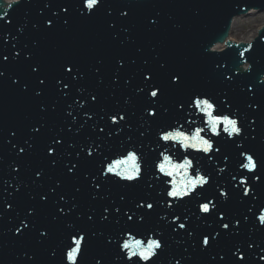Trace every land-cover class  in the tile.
Masks as SVG:
<instances>
[{
  "label": "water",
  "instance_id": "obj_1",
  "mask_svg": "<svg viewBox=\"0 0 264 264\" xmlns=\"http://www.w3.org/2000/svg\"><path fill=\"white\" fill-rule=\"evenodd\" d=\"M251 8L264 9V0H103L91 16L81 0H0V57L8 56L0 63V264H69L67 251L81 234L86 243L77 264H132L119 248L129 238L141 239L143 246L150 238L162 243L147 264H264V226L257 219L264 210V28L249 46L226 41L231 19ZM263 24L264 12L250 10L234 18L227 39L248 43ZM214 43L226 49L212 53ZM220 44L212 51L222 50ZM245 62L250 64L246 71L241 68ZM73 64L83 79L63 73L64 66ZM170 72L183 77L180 87H169ZM149 73L155 79L145 82L143 75ZM62 75L69 83L65 94L57 91ZM37 77L46 78L39 97L34 95L40 87ZM146 83L161 85L163 92L151 109L150 97L138 91ZM23 85L28 86L25 92ZM197 98L215 105L214 116L238 120L242 131L232 139L222 124L219 136L201 133L219 152L181 151L179 143L159 139L174 129L191 135L205 127L204 114L190 104ZM146 109L158 115L147 116ZM118 114L125 120L113 124L110 117L118 119ZM53 137L61 143L52 144ZM48 145L54 149L52 157L47 156ZM21 148L24 152L17 155ZM89 149L92 157L87 156ZM129 151L140 158L139 180L106 173ZM162 152L175 162L188 156L192 175L199 169L209 182L182 199L169 198L171 177L156 167ZM249 154L257 162L255 173L241 167ZM73 163L77 168L69 175L66 166ZM37 171L42 173L39 179ZM246 187L251 189L247 197ZM208 200L216 207L202 213L200 204ZM144 201L154 210L136 207ZM30 209L32 217L27 215ZM23 223L29 224L24 235H14ZM181 223L185 228L178 227ZM44 230L46 237H41ZM204 236L215 239L202 251Z\"/></svg>",
  "mask_w": 264,
  "mask_h": 264
},
{
  "label": "snow or ice",
  "instance_id": "obj_2",
  "mask_svg": "<svg viewBox=\"0 0 264 264\" xmlns=\"http://www.w3.org/2000/svg\"><path fill=\"white\" fill-rule=\"evenodd\" d=\"M102 2H103V0H81V7L84 8V9H87V14L89 16H91V15H95V12L98 11V8L102 4ZM68 10L69 9L67 7H63L62 8V11H64L65 13H67ZM109 15H110V13H109ZM120 15L124 16V17H127L128 13L124 12V11H121ZM0 19H3V17H0ZM64 22H65V24H67L68 20L66 19ZM151 23L153 25H155V24L158 23V21L157 20H151ZM46 26H47L48 29L53 28L54 27L53 21L51 19H49L46 22ZM110 27H114V25H110ZM125 31H127V29H125ZM246 51H247V49H246ZM240 55L243 56L244 53L241 52ZM15 57L16 58L19 57V53L18 52L15 53ZM28 58H29L28 56L25 57V59H28ZM7 60H8V56L0 57V63H2L4 61H7ZM119 67L120 68L124 67V63H123L122 59L119 61ZM74 68L76 69L75 73L73 71ZM160 68H161V70H164L165 69V65L161 64ZM32 72L36 73L37 72V68L33 67L32 68ZM79 72H80V70L77 68V66L75 64H73L71 67H68V66H64L63 67V73L67 74L68 79H76L77 76H80V79H83V76L79 75ZM168 75L170 76L169 87H172V86L180 87L182 85L183 77L180 75V73H178V72H176V73L170 72ZM3 76H4V73L0 72V77H3ZM37 79H38V85L40 87H39L38 90L34 91V95L39 97V96H41L42 91L44 89L45 79L46 78L45 79H40L39 77H37ZM68 79H64L63 75L59 79H57L56 84H57V91L58 92H60L62 94H65L64 93V89H67L69 87ZM154 79H155V77L151 73L143 75V80L145 82H150V81H153ZM62 81L64 83H63V87L61 88L60 84H61ZM12 83L16 84V80L14 79L12 81ZM27 87H28L27 85H23L22 91L25 92L27 90ZM138 91L146 94L145 95L146 98L150 97V99H148V109H151L153 107V105L159 104L160 103V98L163 95L162 87L159 84H147L146 83V86L144 88H139ZM158 92L161 93V95L158 96ZM91 99L94 102L96 100V95L92 94ZM199 103H200V101L198 99L190 100V104H192V105L195 104V106H197V107L199 106ZM181 106H183V105H181ZM81 107H83V105H81ZM40 110L41 111H45V108L42 106ZM146 114H147V116H150V117H153V118L156 115H158L156 111L147 110V109H146ZM68 115H71V113H68ZM217 117H219V116H217ZM89 118H91V117H89ZM110 119H111V122L113 124H118V121H124L125 120V116L123 114H118V119H117V116H111ZM40 127L42 128L43 125H41ZM32 131L35 132V133H39L40 129L33 127ZM101 131H103V129H101ZM238 131L241 134L242 130H241L240 127H239ZM201 133H200V135H201ZM13 135H15V134L13 133ZM239 135H237V136H239ZM159 139L164 141V142H168L169 141L166 138L159 137ZM25 143H27V141ZM59 143H61L60 139H57L55 137L52 138V144H59ZM29 147H31V145H29ZM47 147H48L47 156L48 157H52L54 149H53L52 145H48ZM210 148H211L210 152H212V151L219 152L220 151L219 147H214V141H213L212 145H210ZM81 151H83V149H81ZM21 152H24L23 148L20 149V151L17 153V155H19ZM210 152H208L207 154H205L204 152L203 153L205 155H208ZM92 155H93V152H92L91 149H89L88 152H87V156L88 157H92ZM77 156L79 157V153L77 154ZM225 159H227V157H225ZM243 160L244 161H251V168L248 167V164L246 162H242L241 163V167L244 170H247L250 173H255V171L257 169V162L255 161L254 157L252 155L244 156ZM77 162H79V161L77 160ZM50 163L52 164V166H55V159L50 160ZM190 163H193L191 159H190ZM156 167H157V170L159 171L158 164H157ZM66 168H67V174L72 175V174H74V170L77 168V163H73L70 168L66 166ZM252 169H254V171ZM13 170L14 171H18V168H14ZM141 170L142 169H141V163H140L139 166H138L137 174L135 176H132V177H120L117 174V172L111 170V165H109L107 167V169H106V173H112V174L118 176L121 180L132 182V181H137V180L140 179ZM197 170H199V169H197ZM222 171H224V169H222ZM160 173H162L165 177H167V175L164 174L163 172H160ZM41 176H42V173L40 171H37L35 173V177L37 179H39ZM255 179L256 180H260L261 177L259 175H256ZM208 182H209V178L207 180V183ZM245 183H246V181H241V184H245ZM59 186H60V184H59V182H57L56 187L58 188ZM95 187L97 189H99L100 185L96 184ZM18 190L19 189H17V191ZM52 191H54V189H52ZM77 191H79V189H77ZM250 192H251V189H249L247 187L243 189V195L246 196V197L250 195ZM167 195H168L169 198H176V199H182L183 198V197H178V196L171 195L170 191L167 192ZM220 195L221 196H225L227 198V193L226 192L220 193ZM40 199H41L42 202H46L47 201V197L43 196V195L41 196ZM61 199H63V197H61ZM93 199H95V196H93ZM121 199H123V197H121ZM210 206H211V208H210ZM6 207L8 209L10 207V205L6 204ZM136 207L137 208L147 209L149 212L154 210V205L151 202H147V201L137 202ZM169 207H171V204L169 205ZM215 207H216L215 203L212 200H208L207 202H204V203L200 204V211L202 213H209L212 209H215ZM58 210H59L60 213L64 212L63 209H61V208H59ZM33 211L34 210L30 209L28 211L27 215L29 217H32L33 216ZM104 211L107 212L108 209L105 208ZM117 211L119 212L120 209H117ZM107 218L108 217L106 215L102 217V219H105V220ZM55 219H56V217H53V220H55ZM88 219L91 220L92 217L89 216ZM127 219L131 221L133 219V216L132 215H128ZM141 219H143V217H141ZM177 219H179V218H177ZM257 219L259 220L260 224L262 226H264V214H260L259 216H257ZM220 220L224 221V216L223 215H220ZM238 223H239V221H237V224ZM222 226H223L224 229H228L229 228V224L228 223H223ZM28 227H29L28 223H23L22 227H16L15 228L14 235L23 236L24 233H22V230H25ZM178 227L183 229V228H185V224L181 223V224L178 225ZM39 235L41 237H46V230L40 231ZM189 235H191V233H189ZM216 235L219 236L220 233H217ZM214 239H215V237H211V242H210L209 236H204L203 237V241H202V249L201 250L203 251V250H206L209 247H211L212 246V240H214ZM72 243H73L74 247L70 246V250L67 251V260L69 261V264H77L78 256L82 255V251H83L82 250V245L84 243H86L85 235L81 234V235H79L78 238H74ZM152 243L155 245V247L150 252H147V245L143 246L141 244V249L143 251L147 252V254H145V255H142L140 251H136V250L131 249L128 246L127 243L121 244L119 246V248H120V251L125 254L124 258H126L128 261L132 262V264H140V261H143L144 264H147L148 261L152 260L153 257H156L158 255L157 250L162 249V243L159 240H152ZM53 255H55L54 252H53ZM134 257H139V260L138 261H134V259H133ZM29 259H31V257H29ZM223 259L224 258L221 257V260H223ZM240 259H243V257L241 256ZM96 264H100V261L97 260ZM177 264H179V261H177Z\"/></svg>",
  "mask_w": 264,
  "mask_h": 264
},
{
  "label": "clouds",
  "instance_id": "obj_3",
  "mask_svg": "<svg viewBox=\"0 0 264 264\" xmlns=\"http://www.w3.org/2000/svg\"><path fill=\"white\" fill-rule=\"evenodd\" d=\"M197 99L200 101L199 106L197 107L195 104L193 106L199 110V113L204 114L205 127L193 129L191 135L179 129H174L166 134H161L160 137L173 141V146H175V143H179L181 151H187L191 148L196 151L202 150L207 154L211 151L210 145H212L213 141L208 137L201 136L200 133L207 130L210 132L211 136H219L221 132L218 130V126L222 124L223 133H226L228 138L232 139L233 136L240 134L238 131V120L235 117L230 118L226 114L219 117L214 116L215 105L207 98ZM160 155L162 161L158 162L159 172H163L168 177H171V180L168 181L171 195L178 197L189 196L198 187L203 188L207 183L208 177L204 176L200 170H196L195 175H192L191 169L193 164L190 163V158L188 156H184L182 162H175L174 158L165 152H162ZM246 156H250V154ZM246 163L248 167L251 168V161H246ZM139 164V156L135 152L129 151L126 158H117L111 163V170L117 172L120 177H132L137 174ZM222 169L223 168H220L219 172L222 173ZM252 170L254 171V169ZM245 180L246 177L241 181ZM221 193H224V191H221ZM260 214H264V210H262ZM152 240L153 239L150 238L147 242V252H150L155 247ZM124 243H127L131 249L140 251L142 255L147 254V252L141 249V239H135L133 242V240L129 238Z\"/></svg>",
  "mask_w": 264,
  "mask_h": 264
}]
</instances>
